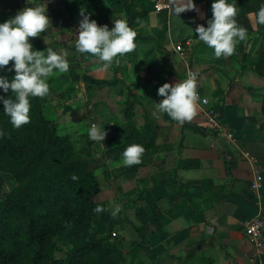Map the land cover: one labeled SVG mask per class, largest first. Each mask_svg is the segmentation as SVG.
Listing matches in <instances>:
<instances>
[{
	"label": "crops",
	"instance_id": "1",
	"mask_svg": "<svg viewBox=\"0 0 264 264\" xmlns=\"http://www.w3.org/2000/svg\"><path fill=\"white\" fill-rule=\"evenodd\" d=\"M163 1L102 0L83 8L63 0L49 3L51 28L30 42L33 50L50 46L66 52L70 68L49 79L50 94L41 98L44 114L59 120V136L74 146L71 158L93 155L88 168L100 178V206L106 209L93 219V228L98 238H108L109 250L122 253V264H264V245L257 253L243 231L259 209L264 215V79L250 70L264 52V25L249 15L264 0H236L237 23L248 39L227 58H216L195 32L212 18L213 0H194L198 11L178 17L157 11ZM31 6L26 0H0L4 21ZM81 11L110 30L113 19L145 13L132 26L137 49L100 71L98 58L75 51ZM188 70L197 77L199 95L217 107L234 134L237 148L213 135L197 109L182 124L166 114L154 117V103L163 99L159 87L186 79ZM85 106L89 114L72 120ZM111 111L104 142L81 140L84 123L110 117ZM127 127L145 129L136 140L145 148L142 162L130 167L122 160ZM254 174L262 179L260 206L250 189ZM117 205L121 210L113 216Z\"/></svg>",
	"mask_w": 264,
	"mask_h": 264
},
{
	"label": "trees",
	"instance_id": "2",
	"mask_svg": "<svg viewBox=\"0 0 264 264\" xmlns=\"http://www.w3.org/2000/svg\"><path fill=\"white\" fill-rule=\"evenodd\" d=\"M63 1L83 8L102 0ZM144 16L128 13L129 27ZM250 70L264 79V52ZM0 75L11 79L15 73L5 68ZM0 95L7 99L11 91H0ZM30 103V123L19 129L12 126L0 103V130L6 133L0 138V177L15 183L0 200V264H122V253L109 250L108 238H98L93 228V219L100 214L94 209L103 195L100 178L88 168L92 155L71 158L74 146L59 136V120L45 116L41 98H31ZM130 106H125V115ZM110 114L97 120L109 123L112 111ZM144 130L125 128L124 150L137 144ZM73 174L78 181L70 179ZM61 237L65 243L59 247L56 241Z\"/></svg>",
	"mask_w": 264,
	"mask_h": 264
},
{
	"label": "clouds",
	"instance_id": "3",
	"mask_svg": "<svg viewBox=\"0 0 264 264\" xmlns=\"http://www.w3.org/2000/svg\"><path fill=\"white\" fill-rule=\"evenodd\" d=\"M26 2L34 6L25 7L0 23V71L12 62L7 71L15 73L11 79L7 75H0V91L5 94L11 91L7 99L0 95V103L3 104V113L10 118V123L16 129L30 123V99L48 96L49 79L67 73L70 68L66 52L50 46L46 51L33 50L30 42V38L40 37L51 28L47 5L52 0ZM167 6L177 17L186 11H198L194 0H169ZM156 7L160 10L159 4ZM211 11L212 18L207 20V26L197 25L195 28L198 40L212 49L216 58L231 57L236 53L237 45L248 39L247 30L237 23L236 0H213ZM80 15L82 19L79 21L75 51L98 58L101 62L100 71H107L113 64H119V58L137 49L135 41L138 32L129 27L127 16L113 19L114 26L110 30L107 25H98L95 20H90V14L84 11ZM249 15L255 17L258 25H264V5ZM43 39L48 45V37L44 36ZM158 96L163 99L154 103L155 118L159 119L160 114H166L177 123L190 121L196 115L199 99L197 77L189 74L186 79L174 85L165 83L159 87ZM87 131L91 141L104 142L106 132L103 126L93 123ZM5 135V131L0 130V138ZM144 153L145 148L141 144L127 146L122 154L123 164L129 167L140 164ZM70 179L75 182L79 177L73 174ZM120 210L117 205L111 215L116 216ZM103 211L106 209L100 205L94 209L96 213Z\"/></svg>",
	"mask_w": 264,
	"mask_h": 264
},
{
	"label": "built area",
	"instance_id": "4",
	"mask_svg": "<svg viewBox=\"0 0 264 264\" xmlns=\"http://www.w3.org/2000/svg\"><path fill=\"white\" fill-rule=\"evenodd\" d=\"M168 3L169 0L163 1L160 5V10L157 11L166 10L170 13L172 9L167 6ZM179 54L182 55V52L179 51ZM189 74L193 73L188 70V76ZM198 96L197 110L199 111V115L207 122L210 132L219 139L224 140L228 145L237 148V140L234 134L222 123L217 107L208 99L199 95V93ZM242 157L249 162L255 160L247 153H242ZM261 182V177L258 174H254L250 189L258 206H260L261 202V197L259 195ZM243 231L245 236L254 245L257 253H259L264 245V215H262L260 209L255 216L244 223Z\"/></svg>",
	"mask_w": 264,
	"mask_h": 264
},
{
	"label": "rangeland",
	"instance_id": "5",
	"mask_svg": "<svg viewBox=\"0 0 264 264\" xmlns=\"http://www.w3.org/2000/svg\"><path fill=\"white\" fill-rule=\"evenodd\" d=\"M87 110H86V106H85V109L84 107L82 108V110H77L74 112V117L72 118V120H75V119H79L81 118L83 115L87 114ZM114 112V111H113ZM122 113V111H121ZM89 124H86L84 123V127H85V134L81 135V140H84V141H89L90 144L91 143H96L94 141H91L89 138H88V133H87V130H88V127L90 126V124H97V125H100V126H103L104 127V130L107 129V127H109V123H105V122H102V121H98V120H89ZM86 122H88L86 120ZM87 129V130H86ZM109 133H112V132H109ZM95 146V145H94ZM97 146V145H96ZM91 155L90 154H87L86 157H90ZM93 156V155H92ZM91 156V157H92ZM75 158V157H74ZM90 159V158H89ZM88 165H89V162H88ZM15 186V183L10 180L7 176H2L0 177V200H2V198L4 197V195L8 194ZM57 245L59 247H62L65 243V240L64 238H59L57 241Z\"/></svg>",
	"mask_w": 264,
	"mask_h": 264
},
{
	"label": "water",
	"instance_id": "6",
	"mask_svg": "<svg viewBox=\"0 0 264 264\" xmlns=\"http://www.w3.org/2000/svg\"><path fill=\"white\" fill-rule=\"evenodd\" d=\"M208 140L211 141V143L213 144L214 147H216L219 150H222L221 145L218 142H216L214 139L209 138Z\"/></svg>",
	"mask_w": 264,
	"mask_h": 264
}]
</instances>
